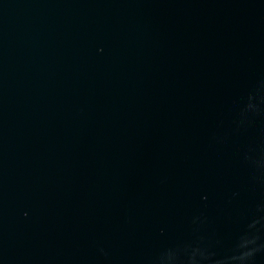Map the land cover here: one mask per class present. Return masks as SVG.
Segmentation results:
<instances>
[{"label": "water", "instance_id": "1", "mask_svg": "<svg viewBox=\"0 0 264 264\" xmlns=\"http://www.w3.org/2000/svg\"><path fill=\"white\" fill-rule=\"evenodd\" d=\"M0 264H264V0H0Z\"/></svg>", "mask_w": 264, "mask_h": 264}]
</instances>
